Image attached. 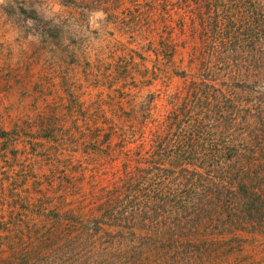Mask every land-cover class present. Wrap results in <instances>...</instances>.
I'll return each instance as SVG.
<instances>
[{"label":"rangeland","instance_id":"374dc122","mask_svg":"<svg viewBox=\"0 0 264 264\" xmlns=\"http://www.w3.org/2000/svg\"><path fill=\"white\" fill-rule=\"evenodd\" d=\"M249 150L264 0H0V264H264Z\"/></svg>","mask_w":264,"mask_h":264},{"label":"trees","instance_id":"16d2710c","mask_svg":"<svg viewBox=\"0 0 264 264\" xmlns=\"http://www.w3.org/2000/svg\"><path fill=\"white\" fill-rule=\"evenodd\" d=\"M249 153L250 154L247 156L243 155V152H240L239 156L244 158L246 157L247 162L250 163L251 169L261 170V176L264 177V160H259L258 154L254 151L251 152L249 150ZM248 186H250L248 182H243L240 180L239 190L242 194V197L245 199V202H243L242 205H244L245 209H247L249 213L256 210V214L260 215L262 213L261 215H263L264 209L262 210V208H264V184L261 186V188L252 190H250Z\"/></svg>","mask_w":264,"mask_h":264}]
</instances>
